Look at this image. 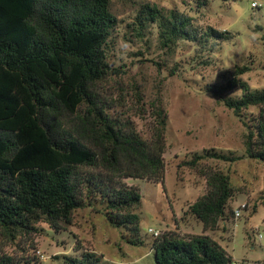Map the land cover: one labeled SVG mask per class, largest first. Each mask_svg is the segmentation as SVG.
Instances as JSON below:
<instances>
[{"label": "trees", "instance_id": "trees-1", "mask_svg": "<svg viewBox=\"0 0 264 264\" xmlns=\"http://www.w3.org/2000/svg\"><path fill=\"white\" fill-rule=\"evenodd\" d=\"M133 6L136 36L155 26L167 50L179 41L202 39L191 16L147 2ZM117 22L112 0H0V230L11 240L34 231L39 222L54 230L70 226L76 210L92 205L94 192L109 223L129 232V244L143 242L141 220L133 212L140 194L121 180L162 177L167 113L161 102L154 103L155 125L147 141L125 113H118L119 103L100 94L98 86L110 75L106 47ZM203 35L229 39L226 31L213 28ZM237 86L243 95L224 99V105L237 117L261 108L257 118L244 122L245 148L249 158L264 162V90L251 91L233 80L215 93ZM205 157L236 160L207 152L190 165ZM207 184L210 191L191 211L204 229H213L232 188L221 173L209 176ZM153 250L155 264H233L207 235H164ZM65 260L99 262L91 254Z\"/></svg>", "mask_w": 264, "mask_h": 264}, {"label": "rangeland", "instance_id": "rangeland-1", "mask_svg": "<svg viewBox=\"0 0 264 264\" xmlns=\"http://www.w3.org/2000/svg\"><path fill=\"white\" fill-rule=\"evenodd\" d=\"M145 2L194 18L201 41H179L167 50L160 46L155 26L134 35L133 4ZM254 2L262 7L253 8ZM112 10L118 22L106 47L110 75L98 86L100 94L106 102H118V113H125L147 141L155 125L154 103L161 102L167 113L162 177L121 180L140 194L133 212L140 217L143 242L129 244V232L109 223L105 205L93 192L92 205L76 210L71 225L61 230L39 222L14 240L0 230V261L69 264L66 258L91 254L98 264H155L156 239L207 235L232 263L264 264V162L247 156L244 125L261 108L250 107L237 117L224 99L242 96V88L215 93L233 80L251 91L264 90V0H112ZM208 28L226 31L229 39H206ZM244 67L248 71L237 74ZM207 152L236 160L205 157L190 165ZM214 173L228 176L232 196L216 227L204 229L191 206L208 194L207 178ZM242 205L236 217L234 211Z\"/></svg>", "mask_w": 264, "mask_h": 264}, {"label": "built area", "instance_id": "built-area-1", "mask_svg": "<svg viewBox=\"0 0 264 264\" xmlns=\"http://www.w3.org/2000/svg\"><path fill=\"white\" fill-rule=\"evenodd\" d=\"M252 7H253V8H256V9H257V8H261V7H262V4H259V3H257V2H254V3H252ZM244 208H245V205H242V206H240L239 208H237V209L234 211L235 216L238 217V216L240 215L241 211L244 210ZM148 231L151 232V233L153 232V235H155V237L158 236V233L155 232V231H153L152 229H149ZM233 264H235V263H233Z\"/></svg>", "mask_w": 264, "mask_h": 264}]
</instances>
